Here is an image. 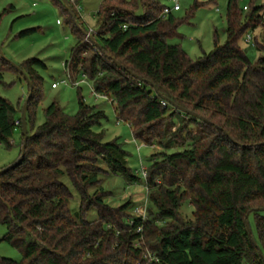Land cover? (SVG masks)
Returning <instances> with one entry per match:
<instances>
[{"label":"trees","instance_id":"trees-1","mask_svg":"<svg viewBox=\"0 0 264 264\" xmlns=\"http://www.w3.org/2000/svg\"><path fill=\"white\" fill-rule=\"evenodd\" d=\"M118 1L102 0L90 40L85 21L77 16L76 23L57 3L76 38L66 62L72 73L80 71L73 81L92 80L135 138L160 148L143 176L148 213L129 212L132 200L105 201L101 174L140 179L120 137L107 141L95 128L105 111L82 96L75 114L54 101L43 123H27L25 156L0 174L3 239L23 254L21 260L0 255V264H148L147 252L157 256L153 264H264V210H258L264 207V42L255 41L263 52L256 62L240 45L249 30L264 26L263 5L245 9L229 0L226 41L216 32L214 49L193 58L169 42L180 36V19L162 16L165 4ZM9 63L0 54V82ZM37 64L44 65L38 58L20 65L32 83L27 113L43 83ZM19 110L0 95V144L8 148L22 127ZM65 177L79 193L77 214ZM186 201L194 206L192 218L181 212ZM91 208L98 216L89 220ZM251 215L258 246L246 223Z\"/></svg>","mask_w":264,"mask_h":264},{"label":"rangeland","instance_id":"rangeland-1","mask_svg":"<svg viewBox=\"0 0 264 264\" xmlns=\"http://www.w3.org/2000/svg\"><path fill=\"white\" fill-rule=\"evenodd\" d=\"M60 0H0V46L8 59L21 65L28 58H38L43 64L36 67L43 77V83L38 100L32 105V112L27 113V123L32 127V120L37 126L46 119L45 108L52 102L57 101L66 112L75 114L80 108V97L82 96L90 105H98L106 113L101 126L97 130L105 131V140H113L120 137L126 150L130 152L129 166L134 174L140 179L130 182L123 175L114 173L101 174V186L108 192L105 201L113 206L132 200L128 211L137 215L148 213L147 206L148 188L141 173L142 166L148 168L150 156L160 150L156 145H148L135 138L132 126L129 122L118 118L111 103L106 98L98 97L93 89V82L88 77L80 75V84L74 83V76L79 70L70 71L72 79L68 77V69L65 63L70 59L72 47L76 43L75 35L66 17L61 13L57 3ZM141 1V0H139ZM162 4L173 6V0H159ZM229 0H180L181 10L174 14L180 19L178 32L180 36L169 39L171 44H180L193 58H199L210 52L215 47V34L220 43L226 41L227 6ZM119 3L118 0H113ZM102 0H70L75 13L85 26L93 29L98 26L97 11ZM239 6H259L264 0H238ZM67 6V5H66ZM142 8L139 9L141 13ZM77 22H79L77 20ZM27 30L26 33L20 34ZM253 36L250 42L240 40V45L245 49L252 62H256L263 54L255 41L264 42V26L260 25L255 30H249ZM247 35V34H246ZM255 37V40H254ZM257 39V40H256ZM91 52L88 53L90 56ZM4 71V80L0 82V95L9 98L17 109L19 117L29 95V84L26 79L14 69L9 63ZM66 80V81H64ZM53 83H58L54 88ZM32 119V120H31ZM176 127H173L175 130ZM14 145L8 148L0 144V166L9 167L19 162L22 153V127H17L14 133ZM66 182L71 186L68 178ZM73 198L70 200V208L77 214L80 205V197L77 190L71 186ZM194 206L186 201L181 209L185 217H193ZM264 214V212H263ZM148 215V214H147ZM97 210L91 208L86 215L89 220L96 219ZM253 236H256V223L254 215L249 217ZM6 225L0 221V255L15 260L23 258L22 252L3 239Z\"/></svg>","mask_w":264,"mask_h":264},{"label":"water","instance_id":"water-1","mask_svg":"<svg viewBox=\"0 0 264 264\" xmlns=\"http://www.w3.org/2000/svg\"><path fill=\"white\" fill-rule=\"evenodd\" d=\"M62 1L67 5V7L70 10V13L72 14V16L75 19L76 23H78L77 19H76V16H75V13L73 11V8L69 4V0H62ZM0 54H1V56L3 58H5L6 60L10 61L11 64L15 68H17L19 70V72L24 76V78L26 79L28 84L32 87V83H31V80H30L28 74L24 71V69L19 64L15 63L14 61H12L11 59H8L6 57V55L3 52L1 46H0ZM116 62L119 65H121V63L119 61L116 60ZM30 99H31V93H29V95H28V98H27L26 103H25V105L23 107V110H22V117H21V120H22V131H23V135H24V141H23V146H22V156L23 157L25 156V152H26V148H27V144H28V139H29V128H28V125H27V110H28ZM178 108H180L183 111H187V109H185L184 107L178 106ZM6 169L7 168H4V169L0 170V174L3 173ZM258 210H264V207L258 208ZM246 223H247V227H248L249 233L252 235V231H251V227H250L249 221L247 220ZM252 240H253L254 244L256 246H258L257 241H256V239H255V237L253 235H252ZM260 253H261L262 257L264 258V254H263V252L261 250H260Z\"/></svg>","mask_w":264,"mask_h":264},{"label":"built area","instance_id":"built-area-1","mask_svg":"<svg viewBox=\"0 0 264 264\" xmlns=\"http://www.w3.org/2000/svg\"><path fill=\"white\" fill-rule=\"evenodd\" d=\"M173 3H174L173 6L165 5V7H164V9H163V12H162V16L167 17L168 15H170V14H172V13H175L176 11L181 10L182 7H181L180 0H173ZM246 8H247V6H245V9H246ZM93 31H94V29H93L92 27H90V28H89V33L87 34V39H89V40L91 39V34H92ZM252 39H253V36H252L250 33H247L245 40H246L247 42H250ZM65 66H66L67 69H68V77H70V79H71L70 70H69L68 65H67L66 63H65ZM64 81H66V80H64ZM74 83H75L76 85H79V84H80V81H79V80H75ZM52 86H53V87H58V83H53ZM96 95H97L98 97H102V98H106V99H108V100H112V99H110L106 94H102V93H97V92H96ZM164 103H166V102H164ZM141 173H142V175H143L144 177H146V176H147V167L142 166V168H141ZM141 215H142V214H141ZM144 215H145V213L143 214V216H144ZM144 258H145V261H146L148 264H153V262H154L155 260H158L157 256L154 255V254L151 253V252H147V253L144 255ZM137 264H142V263H141V262H138Z\"/></svg>","mask_w":264,"mask_h":264},{"label":"crops","instance_id":"crops-1","mask_svg":"<svg viewBox=\"0 0 264 264\" xmlns=\"http://www.w3.org/2000/svg\"><path fill=\"white\" fill-rule=\"evenodd\" d=\"M54 88H57V87H54Z\"/></svg>","mask_w":264,"mask_h":264}]
</instances>
